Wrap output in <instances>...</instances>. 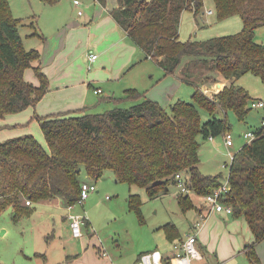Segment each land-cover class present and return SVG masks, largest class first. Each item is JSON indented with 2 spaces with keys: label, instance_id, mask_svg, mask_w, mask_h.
<instances>
[{
  "label": "trees",
  "instance_id": "obj_1",
  "mask_svg": "<svg viewBox=\"0 0 264 264\" xmlns=\"http://www.w3.org/2000/svg\"><path fill=\"white\" fill-rule=\"evenodd\" d=\"M211 1L217 19L238 15L242 29L203 40L181 39L182 10L196 15L205 0H118L119 6L111 10L115 20L164 74L182 66L179 78L193 86L191 100L177 98L167 109L143 91L127 88L122 96H110L117 104L103 111L36 114L45 143L33 133L0 141V210L12 206L17 215L30 212L25 199L53 196L64 205L75 203L83 181L81 164L89 178L100 177L108 168L117 180L144 187L149 196L176 186L175 174L181 172L189 187L178 195L183 211L193 207L190 192L204 198L220 187L219 174L199 169V136L229 132L228 119L216 116L218 109H231L239 119L247 115L252 97L235 84L239 76L250 72L264 83V42L255 39L256 29L264 25V0ZM21 25L27 23L13 16L9 0H0V117L35 105L49 89V78L38 61L40 52L25 47ZM34 34L39 35L37 30ZM26 68H32L37 83L25 78ZM220 78L229 83L212 95L203 91V86ZM123 100L130 102L119 105ZM199 108L210 117L201 119ZM255 130V136L231 155L230 188L221 201L231 205V213L242 216L251 231L252 240L244 246L249 264H262L256 245L264 239V125ZM140 203L137 195L130 194V206L138 208ZM176 230L170 224L171 240L182 239Z\"/></svg>",
  "mask_w": 264,
  "mask_h": 264
},
{
  "label": "rangeland",
  "instance_id": "obj_2",
  "mask_svg": "<svg viewBox=\"0 0 264 264\" xmlns=\"http://www.w3.org/2000/svg\"><path fill=\"white\" fill-rule=\"evenodd\" d=\"M89 1L81 0L79 8L85 14L90 8ZM58 2L55 5H51L44 0H9L13 16L18 19L19 23H27V25L19 27L26 48H37L36 45L39 44L38 41L40 40L39 35L47 32V30L40 28L42 25L49 26V23H51L53 26L57 20L60 23L66 17L68 19H83L85 17L80 18L78 17L79 15L77 16V7L72 0H59ZM208 9H212V12L208 13ZM57 11H59L62 17L59 16L57 18L56 16L53 18L54 15L58 14L56 13ZM241 29L242 21L238 15L217 19L212 1L205 0L202 9L196 15L190 9L182 10L179 23V37L181 39L190 37L203 40L211 36L235 33ZM34 30H37L39 35H28V32H34ZM255 39L264 42V25L256 29ZM136 50L137 54L135 55L138 60L132 66L130 72L134 73L137 70H144L148 78V75L151 74L148 68L154 67V62L144 60L142 52L139 49ZM95 60L96 58L92 61L94 62ZM92 63L88 61L86 67L89 68L90 65L92 68ZM139 74L141 75V73ZM149 79L151 78L149 77ZM226 83H229V81L222 80L221 78L217 80V86L220 89ZM235 84L245 88L251 95V99L260 98L264 100V83L257 75L246 72L235 80ZM205 87L208 88L207 91L211 92V89L216 86L212 82L211 84L207 83ZM101 90L103 94L107 93L104 87ZM192 91L193 86L182 82L181 96L179 97L191 100ZM97 96H88L89 100L96 98L95 102L91 104L96 111H103L108 108L107 104H109V100H111L110 104H117L112 99L98 101ZM62 97L65 96H55L54 98L52 96H43L35 105H30L20 111L4 114L0 117V120L2 119L4 122H11L13 124L4 130L1 129L0 139L4 137L1 135V132H30L40 142L45 143L36 114L48 113L51 110H55L58 107V105H53L55 100H63L61 99ZM103 97L99 96V98ZM176 99L175 97L174 100H170L165 107L168 109L170 104ZM249 102L247 104L248 107L250 106ZM126 103L128 102L123 100L119 105H127ZM199 112L203 120L210 117V114L203 108H199ZM216 116L228 119L230 126L227 131L232 135L233 144L230 146L225 145L224 134L208 138H201L199 136V169L205 174H219L220 180L223 182L227 178L228 164L231 161L232 153L244 142L248 141L244 137V132L255 130L261 125L264 108L251 107L243 119H239L231 109H227L225 112L218 109ZM79 167L80 178L94 182L97 187V191L90 192L85 198V204L82 206L85 207V216L88 218L87 225H89L85 228V234L89 236L94 230L101 237L105 252L109 253L112 258H119L126 262V264H135L136 255L139 251L145 249L153 250L160 248L163 253L167 250L172 251L173 248L171 250L170 246L171 239L168 236L170 224L177 228L176 232L180 236H184L194 231L193 221L197 219L195 208L204 209L206 207L207 202L202 196L190 192L193 207L186 211L181 210L178 202V195L181 192L173 184L169 186L166 192L149 196L144 187L129 184L127 181L117 180L111 169H105L100 177L92 179L86 175L84 165L81 164ZM130 194L137 195L140 199L141 203L138 208L130 206ZM47 200H52L48 202L50 203L49 205L47 203L38 204L37 201H33L30 212H23L18 215L15 214L12 206H7L0 210V264H20L23 253L31 251L30 249L33 247L32 244L34 242L36 245L39 243L41 247L49 246L56 253L62 250L67 233L64 228L62 229L58 226V220H60L59 214H65L67 209L65 205L63 206L62 199L59 196H53ZM75 206L81 208V204L78 202H75ZM50 212L52 213L50 214ZM225 214L222 211L219 214L211 212L209 217L206 218V223L208 222L210 225L213 222L220 221L225 225L239 221L243 224L244 229L246 228L247 223L242 216H235L232 213L226 216ZM54 222L57 223L56 226L53 224ZM52 226H55V229L50 230L49 228ZM34 227L36 228L33 229ZM218 230H221L218 235L222 242L221 255L224 254L223 251L227 252L226 255L223 258H218V263L215 261L216 259L210 260L213 257V252L211 254L206 252V254H209L206 255L207 259H195L192 264H249L244 254L238 250L244 246V242L246 241L239 238L238 243L240 247L234 252L229 253L230 246L234 247L235 245L232 235L233 230H229L230 232L227 229ZM234 235H237V232ZM221 255L219 253V256ZM115 262L118 264L119 261Z\"/></svg>",
  "mask_w": 264,
  "mask_h": 264
},
{
  "label": "crops",
  "instance_id": "obj_3",
  "mask_svg": "<svg viewBox=\"0 0 264 264\" xmlns=\"http://www.w3.org/2000/svg\"><path fill=\"white\" fill-rule=\"evenodd\" d=\"M88 3L90 8L87 10V13L85 14L82 10L81 14H77L80 18L85 16L83 19H68L67 17H63L64 21L60 23L57 20L53 26L49 23V26L42 25V27H40L47 30V32H43L41 36H39V44L36 45L37 48H33L39 50L40 59L38 61L41 64L42 70L49 78V89L43 96H52V98L55 96H65L61 98L63 100H55L53 105H58V107L48 113L67 111L71 114H77L81 110L96 111L91 105L95 102L96 98L89 100L88 96L98 95V101L102 99L106 101V99H111L109 98L110 96H122L127 88H136L143 91L145 96L158 101L163 106H167L166 104L170 100H174L175 97L181 98L179 96H181V83L183 81L179 78V71L182 66L173 74H164V70L150 57L145 55L144 51L133 42L127 31L111 14V10L119 6L118 0H106L105 4H102L98 0H90ZM56 13L58 14L54 15L53 18L61 16L59 11ZM29 34L31 35V32H28V35ZM136 49L142 52L144 60L154 62L155 66L150 69L148 68L151 72L148 78L144 70H137V72L134 73L130 72L132 66L138 60L135 55L137 54ZM89 53L96 54V60L94 62L88 59ZM88 61L89 63L93 62L91 64L92 68L90 65L89 68L86 67ZM139 73H141V75ZM27 75L28 77H26ZM24 76L26 79L37 83V78L34 76L32 68H26ZM149 77L151 79H149ZM102 87L105 88L106 94L102 93ZM97 88L101 89L95 91ZM99 96L104 97L99 98ZM110 101L111 100L108 102L109 104ZM127 102L129 103L130 100H127ZM109 104H107L108 108L113 106ZM48 113L44 112L37 114L44 115ZM12 124L11 122H4V120L1 119L0 131L8 128ZM24 133L1 132V135L4 137H2L0 141L7 137ZM82 179L85 180L84 178ZM50 201L52 200H41L39 202L37 201V203H47V205H49L50 203L48 202ZM62 204L64 206L63 201ZM83 204H85V202L81 204V208L73 204L70 209L65 205L67 212L65 214H59L60 220H58V226L62 229L64 228L67 233V237L65 238L66 241L61 251L56 253L53 252L49 246L41 247L39 243L36 245L34 242L32 244L33 247L30 249L31 251L23 253L20 264H117L115 261H119L120 263L118 262V264H126V262L119 258H112L109 253L104 254L106 250L103 249L101 237L98 236L94 230L89 236L85 234V228L89 225H87L88 218L85 216V207H82ZM69 211L79 213L84 217V222L81 226V236L76 237L71 231L67 216ZM195 211L197 219L193 221V227L195 228L192 232L197 233V245L202 254L200 260L207 259L206 255L208 253L206 254V252H209V254L213 252V257L209 258H211V261L216 259L215 261L217 262L218 258H223L226 255V251H223L224 254L221 255L222 242L219 239L220 237H218L219 231L221 230L218 229L233 230L232 235L235 240V245L234 247L230 246L229 253L234 252L240 247L238 243L239 238L246 241L244 242V246L252 240V234L248 225L244 229L243 224L239 221H234L232 224L227 223L225 225L220 221L213 222L210 225L208 222L206 223V218L209 217L211 212L220 213L212 211L207 203L204 209L195 208ZM51 213L52 212H50V214ZM201 215L204 216L202 220L200 219ZM225 215L227 216L228 213ZM225 217H223V219H225ZM197 222H200L199 225ZM53 224L55 226L57 225L55 222ZM55 226L48 228L50 230L55 229ZM35 228L36 227L33 229ZM236 232L237 235H234ZM184 236H182V238ZM177 240L178 238L171 240L170 246ZM244 246L238 249L240 250L239 252L243 254ZM155 249L161 251L160 248ZM256 250L262 264H264V239L256 245ZM146 251H149V249L139 251L135 260L141 253ZM161 252L163 253V251ZM170 252L171 251L167 250L164 254H169ZM219 253L221 256H219Z\"/></svg>",
  "mask_w": 264,
  "mask_h": 264
},
{
  "label": "built area",
  "instance_id": "obj_4",
  "mask_svg": "<svg viewBox=\"0 0 264 264\" xmlns=\"http://www.w3.org/2000/svg\"><path fill=\"white\" fill-rule=\"evenodd\" d=\"M74 5L77 7V13L81 14L82 10L79 8L81 5V0H72ZM208 13L212 12V9L207 10ZM96 58L95 53H89L88 59L90 61ZM220 82V81H219ZM215 84V88L207 91L208 88L203 86V91L207 94H213L218 92L220 88L217 86V81L213 82ZM221 85V83H219ZM208 87V86H207ZM223 87V86H222ZM222 89V88H221ZM100 88L95 89V91H99ZM250 106L253 108H264V100L260 98L251 99ZM261 124L264 125V116L261 119ZM256 130H248L244 132V137L251 140L255 136ZM225 145L230 146L233 144V138L230 132H227L224 135ZM175 178L177 180L176 186L178 187L181 193H187L189 191L188 187V178L181 172H177L175 174ZM229 182L228 177L223 181L220 187L216 188L213 192L205 195V200L210 208L217 212H225L231 213L232 206L229 204H225L221 201L224 194H226L229 190ZM97 187L94 182L83 180L80 184V195L76 202L82 204L85 198L89 195L90 192L96 191ZM108 196V195H107ZM26 204H31L32 201L30 199L25 200ZM72 204L67 205L68 209L72 207ZM68 219L71 227V231L74 236L78 237L82 234V223L84 222V217L79 213H74L69 211ZM200 219H204V216L201 215ZM201 222V221H200ZM200 222H197L199 225ZM173 250L169 254L162 253L159 249H153L146 252H143L139 255L135 264H192L193 260L201 258V251L197 245V233L190 232L185 234L182 239H179L172 243ZM106 252H104L105 254Z\"/></svg>",
  "mask_w": 264,
  "mask_h": 264
}]
</instances>
